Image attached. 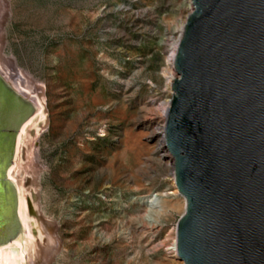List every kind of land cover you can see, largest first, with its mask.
I'll return each instance as SVG.
<instances>
[{"label":"rangeland","instance_id":"1","mask_svg":"<svg viewBox=\"0 0 264 264\" xmlns=\"http://www.w3.org/2000/svg\"><path fill=\"white\" fill-rule=\"evenodd\" d=\"M187 1L9 0L4 56L44 86L52 120L38 124L43 205L60 245L49 264L184 263L169 250L181 215L168 209L154 221L139 200L175 198L173 159L156 149L158 134L142 138L150 152L140 164L125 143L166 125Z\"/></svg>","mask_w":264,"mask_h":264},{"label":"water","instance_id":"2","mask_svg":"<svg viewBox=\"0 0 264 264\" xmlns=\"http://www.w3.org/2000/svg\"><path fill=\"white\" fill-rule=\"evenodd\" d=\"M189 4L163 142L187 203L177 255L184 264H264V0ZM15 98L21 110L0 116V132L11 133L0 144V242L18 226L5 173L35 112Z\"/></svg>","mask_w":264,"mask_h":264},{"label":"bare ground","instance_id":"3","mask_svg":"<svg viewBox=\"0 0 264 264\" xmlns=\"http://www.w3.org/2000/svg\"><path fill=\"white\" fill-rule=\"evenodd\" d=\"M187 4V14L190 15L194 6H190L189 0ZM12 14L9 0H0V116L10 117L21 110L15 95L23 96L31 101L35 107V112L17 133L14 161L5 173V179L14 185V193L17 195L15 198V218L18 226L12 237L0 242V261L3 264H49L51 257L53 258V254L60 245H58L56 229H53L55 223L49 219L43 205L44 196L41 185L45 167L41 163L43 157L40 149V138L42 134L40 131L38 132V124L41 123V125L48 127L52 120L48 117L49 108L44 86H36L39 91L38 94L35 91L36 87L33 88V79L19 67L17 58L13 54L9 57L4 56V51L9 45L8 19ZM184 25L185 22L182 23L177 31V36L173 40L174 44L169 62L171 70L174 71L176 70L173 67V61ZM11 73L15 74L12 75ZM169 77V84H171L173 79L177 78V73L171 72ZM168 108L169 102L162 104L161 113L164 117ZM43 126L41 127L43 128ZM164 128V124H157L154 131L139 134L133 140H126V151L136 156L137 164H140L139 158L144 151L146 153L150 152V149L142 145V138L146 136L152 138L158 134L160 139L156 143V149L160 152L163 151V148L166 149L163 146ZM30 129H34V139H31L32 141L29 140ZM10 134L8 131H1L0 144L5 143ZM161 157H166V154H162ZM26 178L29 179L28 185L24 183ZM173 185L174 192L172 194L175 195V198L171 201L164 199L162 195L153 194L139 199L147 207V216L150 219L154 220L155 214L168 209L177 211L181 216L185 213L186 199L178 191L175 178H173ZM169 250H171L173 256L178 257L176 236Z\"/></svg>","mask_w":264,"mask_h":264},{"label":"snow or ice","instance_id":"4","mask_svg":"<svg viewBox=\"0 0 264 264\" xmlns=\"http://www.w3.org/2000/svg\"><path fill=\"white\" fill-rule=\"evenodd\" d=\"M0 264H3V262H2V261H0Z\"/></svg>","mask_w":264,"mask_h":264}]
</instances>
